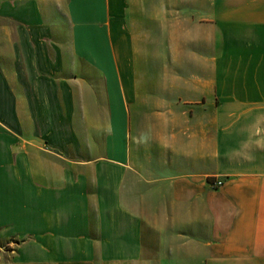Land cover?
Returning <instances> with one entry per match:
<instances>
[{
    "label": "crops",
    "instance_id": "1",
    "mask_svg": "<svg viewBox=\"0 0 264 264\" xmlns=\"http://www.w3.org/2000/svg\"><path fill=\"white\" fill-rule=\"evenodd\" d=\"M0 264H264V0H0Z\"/></svg>",
    "mask_w": 264,
    "mask_h": 264
},
{
    "label": "built area",
    "instance_id": "2",
    "mask_svg": "<svg viewBox=\"0 0 264 264\" xmlns=\"http://www.w3.org/2000/svg\"><path fill=\"white\" fill-rule=\"evenodd\" d=\"M212 184L215 186V187H218L222 184V180L220 179H216V180H213L212 181Z\"/></svg>",
    "mask_w": 264,
    "mask_h": 264
}]
</instances>
